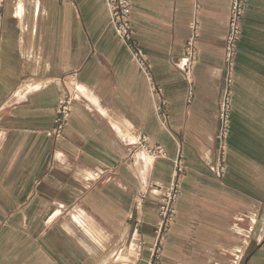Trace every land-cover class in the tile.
Instances as JSON below:
<instances>
[{
  "label": "crops",
  "instance_id": "0c3cea01",
  "mask_svg": "<svg viewBox=\"0 0 264 264\" xmlns=\"http://www.w3.org/2000/svg\"><path fill=\"white\" fill-rule=\"evenodd\" d=\"M131 1L166 126L106 0H0V264H148L161 194L142 208L136 196L149 181L169 187L180 153L186 170L161 264H264V0L245 6L222 180L211 167L231 0Z\"/></svg>",
  "mask_w": 264,
  "mask_h": 264
},
{
  "label": "built area",
  "instance_id": "2783aa9c",
  "mask_svg": "<svg viewBox=\"0 0 264 264\" xmlns=\"http://www.w3.org/2000/svg\"><path fill=\"white\" fill-rule=\"evenodd\" d=\"M246 2L247 0H231L228 33L225 41V88L218 104L219 130L216 136L218 144L217 157L215 164L211 167L214 176L220 180L225 177L227 172L225 159L232 125L233 73L238 54V43L240 42L243 31ZM106 3L110 12V24L114 28L117 36L131 50L134 62L146 77L151 93L155 98L156 115L162 125L166 126L168 121L167 102L162 87L155 79L153 65L136 40V33L131 24L132 1L106 0ZM192 29L193 35L186 44V74L188 76L198 60V51L195 46L199 36V23L197 21L193 22ZM70 99L67 102H62L59 106L55 120L56 128L54 135L56 138L61 136L69 116L71 108ZM146 143L147 140L145 138H140L139 144L146 146ZM148 153L154 159L164 155L162 148H148ZM185 170L183 155L180 153L174 161L172 182L166 191L163 192V199L159 207V220L155 230L156 239L149 248L150 257L148 264H161L164 245L176 218V204L179 199L181 182ZM163 190L165 188L161 185H155V191L162 192ZM142 204L143 198H138L137 207L141 208Z\"/></svg>",
  "mask_w": 264,
  "mask_h": 264
},
{
  "label": "rangeland",
  "instance_id": "374dc122",
  "mask_svg": "<svg viewBox=\"0 0 264 264\" xmlns=\"http://www.w3.org/2000/svg\"><path fill=\"white\" fill-rule=\"evenodd\" d=\"M139 45H140V44H139ZM138 139H140V138H138ZM138 142H139V140H138ZM145 145H146V146H144L143 149H144L145 151H148V148H150V147L148 146L147 143H146ZM141 147H142V146H141ZM151 149H152V148H151ZM147 153H148V152H147ZM148 155H149V153H148ZM149 156H150V155H149ZM163 156H164V155H163ZM141 158L144 159L147 163H152V161H153L151 158L147 157L146 155H142V154H141ZM158 158H159V157H158ZM155 185H156V183H153V182L149 181L147 184L143 185L142 188H140V189L138 190V195H137L136 197H137V199H138V198H143V204H142V207L144 206L145 201L147 200L149 193H150L151 191H155ZM162 187H164L165 190H163L162 192H160V194H161V198H160V201H159V204H158V214H159V207H160L161 202H162V199H163V194H164L163 192H165L166 189H167L166 186H162ZM142 207H141V208H142ZM158 220H159V215H158ZM125 259H127V258H125Z\"/></svg>",
  "mask_w": 264,
  "mask_h": 264
}]
</instances>
